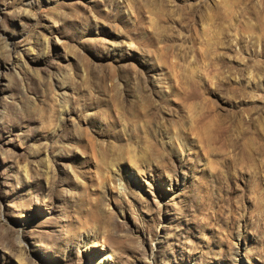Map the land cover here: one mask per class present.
<instances>
[{"label": "rangeland", "instance_id": "rangeland-1", "mask_svg": "<svg viewBox=\"0 0 264 264\" xmlns=\"http://www.w3.org/2000/svg\"><path fill=\"white\" fill-rule=\"evenodd\" d=\"M0 264H264V0H0Z\"/></svg>", "mask_w": 264, "mask_h": 264}]
</instances>
